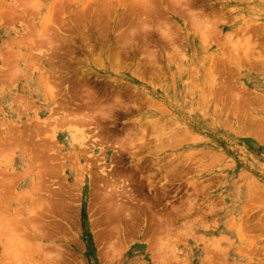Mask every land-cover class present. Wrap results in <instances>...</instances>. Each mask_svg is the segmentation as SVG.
I'll use <instances>...</instances> for the list:
<instances>
[{"label":"rangeland","instance_id":"1","mask_svg":"<svg viewBox=\"0 0 264 264\" xmlns=\"http://www.w3.org/2000/svg\"><path fill=\"white\" fill-rule=\"evenodd\" d=\"M0 185V264H264V0H0Z\"/></svg>","mask_w":264,"mask_h":264},{"label":"bare ground","instance_id":"2","mask_svg":"<svg viewBox=\"0 0 264 264\" xmlns=\"http://www.w3.org/2000/svg\"><path fill=\"white\" fill-rule=\"evenodd\" d=\"M84 16V15H83ZM60 50V49H59ZM114 55V54H113ZM57 83V82H56ZM55 86V85H54ZM87 93V92H86ZM88 101V100H87ZM70 112V111H69ZM73 113V112H72ZM74 114V113H73ZM77 114V113H76ZM70 115V114H69ZM75 115V114H74ZM68 116V115H67ZM87 116H88V114H87ZM93 118V117H92ZM67 119V118H66ZM89 119V118H88ZM81 120H83V119H81ZM87 120V119H86ZM78 122V121H77ZM80 122V121H79ZM88 123V122H87ZM96 123V122H95ZM96 125V124H95ZM32 130V129H31ZM23 133V132H22ZM143 134V133H142ZM20 141V140H19ZM143 142H144V140H143ZM134 143V142H133ZM133 145V144H132ZM155 145H156V143H155ZM142 147V146H141ZM140 150V149H139ZM48 153V152H47ZM40 155V154H39ZM40 158V157H39ZM46 159V158H45ZM38 167V166H37ZM37 167H35L36 169H37ZM100 168V167H99ZM105 173V172H104ZM103 175H105V174H103ZM106 179H107V177H105ZM110 178V177H109ZM8 181V180H7ZM1 184H2V181H1ZM1 186V185H0ZM33 186V185H32ZM44 187H45V185H44ZM3 189V188H2ZM1 191V190H0ZM5 192V191H4ZM3 192V193H4ZM110 193V192H109ZM107 195H108V193H107ZM111 195V194H110ZM118 195H120V194H118ZM109 198V197H108ZM118 201V200H117ZM133 203V202H132Z\"/></svg>","mask_w":264,"mask_h":264}]
</instances>
